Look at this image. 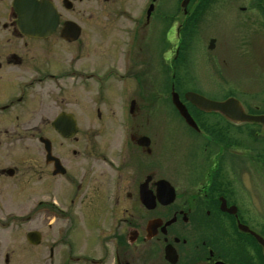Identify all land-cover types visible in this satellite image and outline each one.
Instances as JSON below:
<instances>
[{"label":"flooded vegetation","instance_id":"flooded-vegetation-1","mask_svg":"<svg viewBox=\"0 0 264 264\" xmlns=\"http://www.w3.org/2000/svg\"><path fill=\"white\" fill-rule=\"evenodd\" d=\"M205 1L0 0V264H264V124L179 95L189 125L169 62L179 120L163 125L192 139L179 179L155 150L161 45ZM208 114L218 118L195 117ZM243 129L249 138L233 135Z\"/></svg>","mask_w":264,"mask_h":264},{"label":"rangeland","instance_id":"rangeland-1","mask_svg":"<svg viewBox=\"0 0 264 264\" xmlns=\"http://www.w3.org/2000/svg\"><path fill=\"white\" fill-rule=\"evenodd\" d=\"M182 19V15H176L168 42L161 45L160 53L164 51L170 61H159L160 69L157 65L155 73L154 118L161 130L160 138H156L155 150L160 158V167L170 168V172L173 176L176 175L177 179L183 166V157L189 149L186 152V139L180 136L183 133H180L179 129L169 131L163 125L166 120L172 124H178L179 120L172 111L169 90L163 84L162 73L169 67V62L173 86L183 101L182 94L187 90L213 100L232 96L238 99L247 111L264 113V0H206L203 12L189 17L186 29L175 30V26ZM191 23L193 24L190 25ZM160 35L157 31V46ZM210 38L215 39L212 50L207 49ZM102 59L107 60L106 56ZM57 64L51 62L50 66L55 65L52 67L54 69L62 67L61 63L59 66H56ZM102 64H105V61H96L95 58L89 63L91 67ZM195 117L218 118L213 114ZM233 135L246 139L251 133L243 129L236 130ZM186 141L189 143L192 139L188 138ZM26 192L28 227L39 230V207L35 205L39 199V187L28 186ZM29 262L35 261L29 258Z\"/></svg>","mask_w":264,"mask_h":264},{"label":"water","instance_id":"water-1","mask_svg":"<svg viewBox=\"0 0 264 264\" xmlns=\"http://www.w3.org/2000/svg\"><path fill=\"white\" fill-rule=\"evenodd\" d=\"M40 5V4H39ZM45 7H49L44 4ZM40 13V12H39ZM45 17L44 20V33L51 31L56 23V15L52 16L47 12L43 14ZM40 15L39 16H43ZM50 17V18H48ZM215 39L210 38L207 44V48L209 50L214 48ZM183 97L186 101L194 105L199 110L210 112V111H218L227 115L228 117L236 120H246V121H256L264 124V114H248L243 111L242 105L238 99L235 97H227L224 100H213L203 95L196 93L194 91H185ZM171 103L179 113V115L188 123L189 125L196 127L193 118L189 114L185 104L180 100L179 94L172 88L171 90ZM171 188V187H170ZM37 237L35 235L29 236V241L35 243L37 241Z\"/></svg>","mask_w":264,"mask_h":264}]
</instances>
